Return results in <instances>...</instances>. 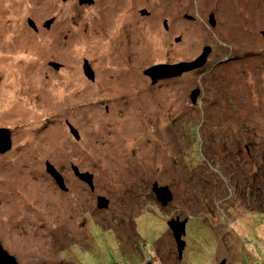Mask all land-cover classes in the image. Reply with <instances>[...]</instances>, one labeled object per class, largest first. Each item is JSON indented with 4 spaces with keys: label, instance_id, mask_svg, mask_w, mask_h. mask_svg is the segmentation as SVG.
I'll use <instances>...</instances> for the list:
<instances>
[{
    "label": "rangeland",
    "instance_id": "374dc122",
    "mask_svg": "<svg viewBox=\"0 0 264 264\" xmlns=\"http://www.w3.org/2000/svg\"><path fill=\"white\" fill-rule=\"evenodd\" d=\"M64 6L0 0V128L12 142L0 152L3 248L19 264H264V0H99L73 10L77 27ZM15 44L34 55L6 57ZM206 46L198 71L162 87L143 74ZM154 182L169 185L166 205ZM176 217L187 219L181 257Z\"/></svg>",
    "mask_w": 264,
    "mask_h": 264
},
{
    "label": "water",
    "instance_id": "95a60500",
    "mask_svg": "<svg viewBox=\"0 0 264 264\" xmlns=\"http://www.w3.org/2000/svg\"><path fill=\"white\" fill-rule=\"evenodd\" d=\"M210 24L214 25V18L212 15L209 17ZM264 34V33H263ZM211 47L206 46L203 49L202 54L196 58L195 60L191 62H180L176 64H157L153 65L146 70H144V73L148 75L152 81V83H155L158 79L161 78H168V77H176L181 75L184 71H189L197 67H201L204 65L207 61V57L210 54ZM199 94V90L196 89L192 92L191 100L193 103L196 102V97ZM71 131L74 134H77V131L74 130L71 127ZM10 148V137H9V130L5 128H0V152H3ZM48 171L50 174L55 178L58 185L62 188L64 187L63 178L58 173V171L54 168L53 165L48 164L47 165ZM75 174L82 180L86 181L92 186V175L89 173H81L78 169L73 168ZM152 190L156 195V198L163 204L166 205L169 203L172 198V192L167 185H161L159 186L157 182L153 183ZM99 201H103L102 205H107V200L105 198H99ZM100 205V204H99ZM186 222L187 219H184L180 221L179 217H176L175 219H171L167 222L168 226L173 231V236L176 242L177 250L179 257L182 256V251L185 246V241L183 239V236L186 234ZM150 264V259H148L144 264ZM0 264H19L16 260V258L9 254L1 245L0 243ZM221 264H225V261H223Z\"/></svg>",
    "mask_w": 264,
    "mask_h": 264
},
{
    "label": "flooded vegetation",
    "instance_id": "af4514ba",
    "mask_svg": "<svg viewBox=\"0 0 264 264\" xmlns=\"http://www.w3.org/2000/svg\"><path fill=\"white\" fill-rule=\"evenodd\" d=\"M98 1L99 0H61V2H62V4H64V5H68L67 7H65L64 6V8H66V12H65V16H67V19H68V23L70 24V25H72V26H74V27H77L78 26V24H79V19L80 18H75L76 16H74V15H72V13H73V10L74 9H78V10H80L82 7H84V8H90V9H95L96 7H97V5H98ZM10 2V1H9ZM41 3H39V2H36V5H40ZM34 6V5H33ZM52 10H53V8L52 7H50ZM51 10V11H52ZM113 11V10H112ZM95 14H97V12H95ZM107 14V13H106ZM106 14H105V16H106ZM98 16H99V14H97ZM104 16V17H105ZM109 17H110V15H109ZM37 20H42V18H36ZM61 21H62V19H61ZM57 17L55 16V15H52V17L50 18V19H48L47 21H42V23H40L42 26V28L44 29L45 28V30H47V31H44V30H41L40 32V36H42V37H49V39H50V37L53 35V33L50 31V29H53V27H55V25H57ZM107 22V21H106ZM117 22V20H115V23ZM27 23H28V25L30 26V28L34 31V32H38L39 31V26L33 21V20H31V18H28V20H27ZM166 26V25H165ZM85 30V29H84ZM104 31H105V29H102L101 30V33H100V35L99 36H104ZM44 34H46V36H44ZM16 36H15V34H14V36H12L11 37V39H14ZM89 37V35L87 34V32H85V34H84V36H82V38L81 39H79V42H77V45H79L80 44V46L79 47H77L78 48V50L79 49H81L82 47L84 48V41H85V39H87ZM113 32H112V34H111V39L113 40ZM48 39V38H47ZM14 41V40H13ZM19 42H20V40H18ZM22 47V46H21ZM4 48H12V47H10V46H4ZM19 48H20V46H18L17 47V44H15V46L12 48V49H17L18 51H19ZM57 48V49H56ZM59 48H60V46H59ZM85 49V48H84ZM51 51V53H54L55 51H57L58 50V46H55V47H48V51ZM207 60H208V58H207ZM207 62V61H206ZM49 63V65L54 69V70H58L60 67H61V63L59 64L58 62L57 63H55V62H53V60H51V61H49L48 62ZM206 64V63H205ZM205 64L204 65H202L201 67H197V68H194V69H192V70H189V71H186V72H190V71H198V70H200V69H202V67L203 66H205ZM84 65V66H83ZM82 65V72H83V74H84V76L85 77H87V78H89V79H91V80H93L94 79V72H93V70H92V68H91V66H90V64L87 62V61H85V64H83ZM62 67H64V66H62ZM145 70V69H144ZM144 70H143V74L144 75H146L145 73H144ZM78 71V70H77ZM186 72H183V73H186ZM182 73V74H183ZM78 74L80 75V73L78 72ZM181 74V75H182ZM76 75V77H74L75 79H79L78 78V76H77V74H75ZM181 75H179L180 77H181ZM67 76V75H66ZM179 76H176V77H178V78H180ZM70 77V76H69ZM80 77V76H79ZM146 77L151 81V79H150V77L148 76V75H146ZM178 78H175V77H169V78H161V79H158L155 83H152V85H158V84H160V87H162V84L164 83V81H167V82H169V81H171V80H174V79H178ZM80 80V82H81V80H83V79H79ZM79 83V82H78ZM70 86V85H69ZM198 90H199V88H197ZM200 91V90H199ZM4 128V127H3ZM5 129H7V128H5ZM9 130V129H8ZM73 135L75 136V137H78L79 136V134H78V132H77V134H74L73 133ZM9 137H10V139H11V132H10V130H9ZM11 147H12V142L10 141V148L9 149H7V150H5V151H3V152H7V151H9L10 149H11ZM185 241V240H184ZM186 247V242H185V246H184V248ZM184 250V249H183ZM183 252V251H182ZM15 257V256H14ZM18 262V261H17ZM147 264V263H146Z\"/></svg>",
    "mask_w": 264,
    "mask_h": 264
},
{
    "label": "bare ground",
    "instance_id": "6f19581e",
    "mask_svg": "<svg viewBox=\"0 0 264 264\" xmlns=\"http://www.w3.org/2000/svg\"><path fill=\"white\" fill-rule=\"evenodd\" d=\"M7 2H9V1H7ZM187 16H189V15H186V17H187ZM44 36H46V34H44ZM47 38L49 39V37H47ZM160 44H163V43H160ZM58 48H59V46H58ZM56 49H57V48H56ZM20 50H21V51H18V52H15V53L23 52V53H26V55H27V54H28V55H31V54L33 53L32 55H34V51H33L32 49H29V50H23V48L20 47ZM13 51H14V49H12V48H4V49L2 50V52H7L6 54L4 53L6 57H8V58L13 57V58L16 59V56L11 54ZM35 52H36V51H35ZM49 52L51 53L50 50H49ZM41 56H43V55H41ZM24 75H28V74L25 73ZM66 75H67V76H72L73 78L76 77V75H75V74H72V72H71L70 70H68V71L66 72ZM77 81L80 82L79 79H77ZM73 86H75V85H73ZM69 88H70V87H66V90H68ZM60 91H62V93H65V88H64V87H60Z\"/></svg>",
    "mask_w": 264,
    "mask_h": 264
},
{
    "label": "trees",
    "instance_id": "16d2710c",
    "mask_svg": "<svg viewBox=\"0 0 264 264\" xmlns=\"http://www.w3.org/2000/svg\"><path fill=\"white\" fill-rule=\"evenodd\" d=\"M158 184V183H157ZM167 186H169V185H167ZM191 186V188H192V185H190Z\"/></svg>",
    "mask_w": 264,
    "mask_h": 264
}]
</instances>
